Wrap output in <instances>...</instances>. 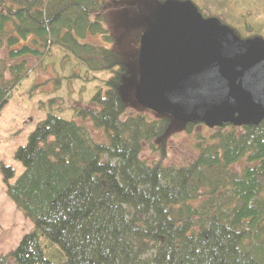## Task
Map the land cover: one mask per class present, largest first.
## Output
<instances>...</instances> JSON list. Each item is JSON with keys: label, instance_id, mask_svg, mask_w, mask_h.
Listing matches in <instances>:
<instances>
[{"label": "trees", "instance_id": "obj_1", "mask_svg": "<svg viewBox=\"0 0 264 264\" xmlns=\"http://www.w3.org/2000/svg\"><path fill=\"white\" fill-rule=\"evenodd\" d=\"M106 1L0 0V113L26 60L51 49L113 74L73 119L48 110L14 155L19 178L1 168L0 264H264V120L185 125L197 153L184 165L143 157L174 122L127 111Z\"/></svg>", "mask_w": 264, "mask_h": 264}, {"label": "water", "instance_id": "obj_2", "mask_svg": "<svg viewBox=\"0 0 264 264\" xmlns=\"http://www.w3.org/2000/svg\"><path fill=\"white\" fill-rule=\"evenodd\" d=\"M146 22L139 83L128 84L139 106L210 128L264 120V41L241 40L189 0L166 1Z\"/></svg>", "mask_w": 264, "mask_h": 264}, {"label": "rangeland", "instance_id": "obj_3", "mask_svg": "<svg viewBox=\"0 0 264 264\" xmlns=\"http://www.w3.org/2000/svg\"><path fill=\"white\" fill-rule=\"evenodd\" d=\"M192 1L203 13L224 21L237 33L243 32L241 34L246 36L245 29H249L254 37L264 39V0ZM160 4L157 0L106 1L104 14L113 42L105 45L119 53L125 64L121 95L129 113L142 110L135 100L134 87L128 86V83L138 79V53L141 36L147 27L145 21ZM98 42L104 43L100 39ZM5 53V50L1 51L0 56L5 58ZM63 58V51L54 48L47 57L26 60L29 69L26 78L0 113V183L3 181V166L14 168L15 180L21 176L24 170L15 162L14 155L21 145L27 143L36 126L45 120L51 107L58 109L55 112L65 119H73L75 112L85 109L97 90L113 76L110 73L91 74L74 61L65 63ZM51 100H55L52 106ZM149 115L155 119L158 117L153 112ZM185 127L174 122L164 137L145 146L143 157L153 161L162 156L168 165H184L192 161L197 152L193 135L187 134ZM89 130L96 141L103 140L101 132L92 128ZM50 251L58 255L55 246Z\"/></svg>", "mask_w": 264, "mask_h": 264}, {"label": "bare ground", "instance_id": "obj_4", "mask_svg": "<svg viewBox=\"0 0 264 264\" xmlns=\"http://www.w3.org/2000/svg\"><path fill=\"white\" fill-rule=\"evenodd\" d=\"M104 11H105V7H104ZM105 25L107 26V24H106V15H105ZM108 28V27H107ZM109 30V29H108ZM117 71L119 70V69H116ZM129 86V85H128ZM150 239H152V237H150Z\"/></svg>", "mask_w": 264, "mask_h": 264}]
</instances>
